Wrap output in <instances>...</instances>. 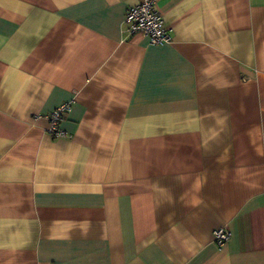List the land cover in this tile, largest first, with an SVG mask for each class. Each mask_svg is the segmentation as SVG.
<instances>
[{"label":"crops","instance_id":"1","mask_svg":"<svg viewBox=\"0 0 264 264\" xmlns=\"http://www.w3.org/2000/svg\"><path fill=\"white\" fill-rule=\"evenodd\" d=\"M140 1L0 0V264H264V0Z\"/></svg>","mask_w":264,"mask_h":264},{"label":"built area","instance_id":"2","mask_svg":"<svg viewBox=\"0 0 264 264\" xmlns=\"http://www.w3.org/2000/svg\"><path fill=\"white\" fill-rule=\"evenodd\" d=\"M156 0H141L138 4L129 6L126 10L125 32L128 34L141 33L150 43L162 45L172 41L171 30L168 28L161 15L155 9ZM70 109L69 103H63L47 114L49 125L47 133L53 137H61L65 132L59 127L65 113ZM228 229L221 227L212 231L213 242L217 246L223 245L229 239Z\"/></svg>","mask_w":264,"mask_h":264}]
</instances>
